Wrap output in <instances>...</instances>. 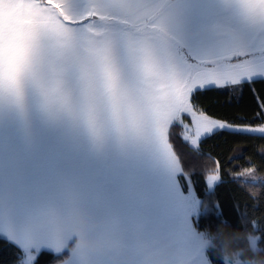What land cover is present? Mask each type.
<instances>
[{"label": "snow or ice", "instance_id": "snow-or-ice-1", "mask_svg": "<svg viewBox=\"0 0 264 264\" xmlns=\"http://www.w3.org/2000/svg\"><path fill=\"white\" fill-rule=\"evenodd\" d=\"M258 81L264 0H0V240L12 264L42 253L55 264H223L200 245L201 212L216 229L251 233L264 257L248 205H234L232 223L214 198L231 182L254 210L264 174L250 163L226 177L202 148L225 135L264 141ZM245 87L247 111L196 103L215 90L238 105ZM176 126L207 162L203 195L172 143ZM78 231L93 246L74 247Z\"/></svg>", "mask_w": 264, "mask_h": 264}, {"label": "trees", "instance_id": "trees-1", "mask_svg": "<svg viewBox=\"0 0 264 264\" xmlns=\"http://www.w3.org/2000/svg\"><path fill=\"white\" fill-rule=\"evenodd\" d=\"M253 87L257 93H264V81H258ZM196 103L213 114H235L256 106L254 94L248 87H245L238 105L235 100L230 101L227 95H220L215 90L205 92L196 97ZM229 103H231V107H228ZM180 133V127L176 126L172 134V143L184 160L185 167L194 169L193 181L197 191L203 195L205 192L203 166L207 162L190 154V149L182 140ZM202 148L204 153L210 152L213 157L219 158L222 166L226 165V169H224L226 177L228 170H240L250 163L255 165L261 174H264V141L262 140H246L238 136L225 135L210 138L202 145ZM241 151L242 155L239 160L229 162L231 157ZM226 162L228 163L226 164ZM214 198L219 202L225 218L230 222L235 223L237 220L234 205L239 203L241 207L247 204L250 217H256L261 224H264V205L253 210L249 192L244 188L238 187L231 182L220 184L215 189ZM217 223L218 221H216V218L211 213L205 216L201 212L195 218L197 231L204 229L216 230ZM64 255H68L67 250L64 252ZM13 259L14 255L11 245L0 240V264H12ZM254 259L264 264V257L257 255ZM39 264H55L54 258L48 253H42L39 258Z\"/></svg>", "mask_w": 264, "mask_h": 264}, {"label": "clouds", "instance_id": "clouds-1", "mask_svg": "<svg viewBox=\"0 0 264 264\" xmlns=\"http://www.w3.org/2000/svg\"><path fill=\"white\" fill-rule=\"evenodd\" d=\"M198 233L201 247L205 250H217L223 264H261L254 259L260 250L258 245L253 244L254 237L251 233L241 234L225 227L204 229ZM241 241L244 242L243 245ZM90 246H93V242L82 231H78L74 247L83 249ZM161 264H166V261H161Z\"/></svg>", "mask_w": 264, "mask_h": 264}]
</instances>
